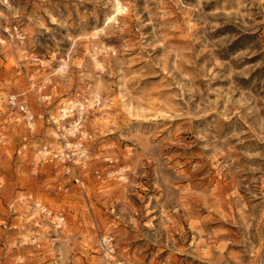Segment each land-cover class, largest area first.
Masks as SVG:
<instances>
[{
	"label": "rangeland",
	"instance_id": "374dc122",
	"mask_svg": "<svg viewBox=\"0 0 264 264\" xmlns=\"http://www.w3.org/2000/svg\"><path fill=\"white\" fill-rule=\"evenodd\" d=\"M120 2L0 0V264H264V0ZM10 95H100L82 183Z\"/></svg>",
	"mask_w": 264,
	"mask_h": 264
},
{
	"label": "built area",
	"instance_id": "2783aa9c",
	"mask_svg": "<svg viewBox=\"0 0 264 264\" xmlns=\"http://www.w3.org/2000/svg\"><path fill=\"white\" fill-rule=\"evenodd\" d=\"M35 86H31V89L34 90ZM45 88L44 83L36 87L39 94L38 101L41 104L49 103L52 98L51 94L45 93ZM7 103L9 107L16 109L32 133L39 120L56 126L58 146L42 145L37 150L36 160L39 163L55 160L61 162L64 164L65 172L70 174L75 171V182L82 183L80 170L86 168L89 157L86 140L92 137L86 131L85 121L89 111L101 105V97L88 95L80 98H69L59 106L56 116L51 115L46 105H43L40 112H35L26 100L20 99L18 95L8 96ZM34 206L39 213L51 219V224L55 228H62L65 222V216L62 212L55 213L39 201H35ZM100 243L106 256V264H125V261L118 257L115 239L112 235L102 236Z\"/></svg>",
	"mask_w": 264,
	"mask_h": 264
},
{
	"label": "bare ground",
	"instance_id": "6f19581e",
	"mask_svg": "<svg viewBox=\"0 0 264 264\" xmlns=\"http://www.w3.org/2000/svg\"><path fill=\"white\" fill-rule=\"evenodd\" d=\"M126 10H127V9L123 8V6H122L120 0H116L115 12H114V14H113L112 16H110V17L108 18V20H107V26H110L111 23H112L113 21H118V16L121 15V14H123V13H125ZM102 30H103V29H102ZM100 32H101V30H97V31H95L94 34L97 35V34H99ZM205 57H206V56L203 55V56H202V59H204ZM96 64L99 65L98 62H96ZM66 67H67L66 65H63L62 67H60V70H61V71H64V70L66 69ZM97 96H100V95H97Z\"/></svg>",
	"mask_w": 264,
	"mask_h": 264
}]
</instances>
